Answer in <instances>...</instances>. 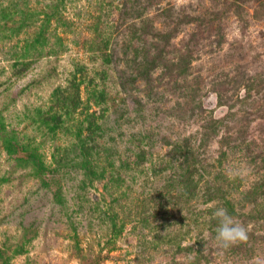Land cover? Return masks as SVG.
<instances>
[{"label":"rangeland","instance_id":"rangeland-1","mask_svg":"<svg viewBox=\"0 0 264 264\" xmlns=\"http://www.w3.org/2000/svg\"><path fill=\"white\" fill-rule=\"evenodd\" d=\"M0 264H264V0H0Z\"/></svg>","mask_w":264,"mask_h":264},{"label":"clouds","instance_id":"clouds-1","mask_svg":"<svg viewBox=\"0 0 264 264\" xmlns=\"http://www.w3.org/2000/svg\"><path fill=\"white\" fill-rule=\"evenodd\" d=\"M217 220L215 240L224 249L248 240L246 226L239 223L224 207H217L213 212Z\"/></svg>","mask_w":264,"mask_h":264},{"label":"trees","instance_id":"trees-1","mask_svg":"<svg viewBox=\"0 0 264 264\" xmlns=\"http://www.w3.org/2000/svg\"><path fill=\"white\" fill-rule=\"evenodd\" d=\"M175 37V32H170V33H167V34H165L164 36H163V38H165L166 39V44H169L170 43V40L171 39H173ZM190 59H191V57L190 56H188V55H184V54H182V53H180L179 54V60L177 61V65L179 64V70H180V73L183 75V74H185V72L189 69V65H191V61H190ZM7 142V141H6ZM10 145V144H9ZM8 144H7V151H9V153H17V150L15 149V150H13V148L12 147H10ZM249 147H251L250 145H248ZM239 147V146H238ZM11 148H12V150H11ZM185 149H187V148H184L180 153H181V156H182V158L183 159H185L184 160V163L185 164H188V156L187 155H190V154H188L187 152V150L185 151ZM222 149L224 150V148H223V145H222ZM222 156H225V157H229L228 156V151H222ZM198 170L197 169H195V172H197ZM186 173H188L190 176H191V174H194L193 172H190L189 170H186ZM189 181H187V180H184L182 183H184V184H186V183H188V182H190V180L191 179H188Z\"/></svg>","mask_w":264,"mask_h":264}]
</instances>
